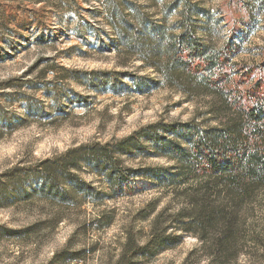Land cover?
Here are the masks:
<instances>
[{
    "label": "rangeland",
    "instance_id": "rangeland-1",
    "mask_svg": "<svg viewBox=\"0 0 264 264\" xmlns=\"http://www.w3.org/2000/svg\"><path fill=\"white\" fill-rule=\"evenodd\" d=\"M100 1L0 0V174L78 145L118 141L157 122L194 121L209 127L223 120L211 96L184 94L163 83L143 95L92 90L86 82L91 72L157 78L139 61L113 50L114 35L103 22ZM125 1L168 26L177 19L173 0ZM192 1L210 11L212 22L219 19V8L227 14L235 10L224 5L226 0ZM243 1L250 23L236 38L240 49L233 77L241 91L257 84L264 91V0ZM198 22L201 29L204 21ZM228 30L220 21L205 40L219 49ZM121 161L133 169L168 165L136 152ZM80 177L107 192L101 177L85 170ZM186 186L97 202L76 197L54 207L36 198L20 201L10 190L3 195L0 183V264H116L128 238L144 245L156 218L160 226L172 221L183 206ZM242 208V252L227 264H264V190ZM56 213L62 217L58 223ZM169 234L180 233L169 229ZM182 237L165 248L149 246L140 261L208 264L198 239Z\"/></svg>",
    "mask_w": 264,
    "mask_h": 264
},
{
    "label": "trees",
    "instance_id": "trees-1",
    "mask_svg": "<svg viewBox=\"0 0 264 264\" xmlns=\"http://www.w3.org/2000/svg\"><path fill=\"white\" fill-rule=\"evenodd\" d=\"M98 3L114 35L113 50L139 61L157 78L91 72L86 82L92 90L143 95L163 83L184 94L211 96L223 120L209 127L194 121L157 122L118 141L78 145L30 164L17 163L0 174L3 195L10 190L20 201L36 198L60 207L76 197L97 202L187 185L181 191L183 206L172 221L160 226L156 218L144 245L128 238L116 264H142L149 246L165 248L168 241L180 242L184 234L198 239L208 264L236 260L242 252V207L264 190V91L258 84L241 91L233 77V59L240 49L236 38L250 23L244 1L226 0L224 5L235 7L234 12L219 8L220 17L212 22L210 11L198 3L173 0L177 19L171 26L130 1ZM199 19L204 21L201 29ZM220 21L229 25L228 39L216 49L205 38L213 37ZM134 152L168 165L125 167L121 158ZM83 170L101 177L107 192L85 182L80 177ZM61 218L53 215L55 223ZM169 229L180 234L167 235Z\"/></svg>",
    "mask_w": 264,
    "mask_h": 264
}]
</instances>
